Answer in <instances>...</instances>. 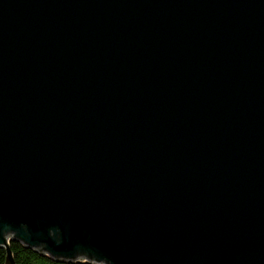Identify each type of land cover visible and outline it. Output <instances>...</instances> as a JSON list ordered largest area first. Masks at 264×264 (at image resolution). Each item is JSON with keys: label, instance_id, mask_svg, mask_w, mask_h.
Masks as SVG:
<instances>
[{"label": "water", "instance_id": "1", "mask_svg": "<svg viewBox=\"0 0 264 264\" xmlns=\"http://www.w3.org/2000/svg\"><path fill=\"white\" fill-rule=\"evenodd\" d=\"M264 264V0H0V247Z\"/></svg>", "mask_w": 264, "mask_h": 264}, {"label": "trees", "instance_id": "2", "mask_svg": "<svg viewBox=\"0 0 264 264\" xmlns=\"http://www.w3.org/2000/svg\"><path fill=\"white\" fill-rule=\"evenodd\" d=\"M9 248L14 264H101L91 260H56L48 254L40 253L38 250L24 245L18 240H10ZM9 256L5 247H0V264H8Z\"/></svg>", "mask_w": 264, "mask_h": 264}]
</instances>
